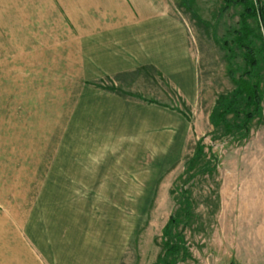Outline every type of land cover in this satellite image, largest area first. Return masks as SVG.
<instances>
[{"label": "rangeland", "instance_id": "obj_1", "mask_svg": "<svg viewBox=\"0 0 264 264\" xmlns=\"http://www.w3.org/2000/svg\"><path fill=\"white\" fill-rule=\"evenodd\" d=\"M6 1L0 0V28ZM171 1L197 59L194 109L156 83L105 79L94 85L185 113L191 129L180 146L178 139L168 143L165 133H147L146 147H129L130 135L122 133L114 136L122 140L107 138L100 148L83 147L88 133L79 123L81 101L69 91L79 85L59 78L49 99L50 85L8 83L0 64V264H91L88 252L114 255L117 264H152L161 228L176 208L185 160L202 135L203 151L210 146L216 155V172L183 183L196 218L183 230L189 256L177 264H264V201L257 202L264 200V97L263 117L249 122L245 137L210 136L215 100L233 88L217 42L237 27L239 7H224L223 0ZM235 54L228 56L233 77L242 65Z\"/></svg>", "mask_w": 264, "mask_h": 264}, {"label": "crops", "instance_id": "obj_2", "mask_svg": "<svg viewBox=\"0 0 264 264\" xmlns=\"http://www.w3.org/2000/svg\"><path fill=\"white\" fill-rule=\"evenodd\" d=\"M6 2L0 28L3 76L11 78L7 81L11 84L50 85L49 99H55L51 85L59 78L79 85L76 89L71 85L69 91L71 99L81 101L79 123L88 133L83 147L100 148L101 142H115L121 137L114 136L122 133L130 135L129 147H146L147 133H165L168 143L178 139L180 146L191 129L185 113L167 103L134 101L94 85L105 79L113 84L156 83L194 109L197 59L186 22L171 0ZM69 116L72 130L74 109ZM88 253L91 264H117L114 255Z\"/></svg>", "mask_w": 264, "mask_h": 264}, {"label": "trees", "instance_id": "obj_3", "mask_svg": "<svg viewBox=\"0 0 264 264\" xmlns=\"http://www.w3.org/2000/svg\"><path fill=\"white\" fill-rule=\"evenodd\" d=\"M223 4L224 7H239L237 27H231L225 33L226 38L217 42L224 51L225 70L233 88L225 94H219L215 100L212 110L214 130L210 135L212 140L222 136L245 137L249 122L255 117H263L264 85L261 84V69L264 68V0H223ZM248 19L252 20V25L247 22ZM255 40L257 45L254 44ZM235 50L241 56L242 65L239 73L233 77L234 69L228 56L234 57ZM227 52L230 53L227 55ZM203 137H198L193 154L185 160V177L179 185L178 197L174 198L176 208L161 228L160 250L152 264H177L189 256L183 230L189 219L196 218V215L192 213L188 192L182 188L183 183L196 176L216 172V155L211 152L210 146H207L206 153L203 151ZM215 201L214 212L218 206L217 192Z\"/></svg>", "mask_w": 264, "mask_h": 264}]
</instances>
